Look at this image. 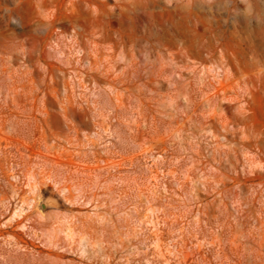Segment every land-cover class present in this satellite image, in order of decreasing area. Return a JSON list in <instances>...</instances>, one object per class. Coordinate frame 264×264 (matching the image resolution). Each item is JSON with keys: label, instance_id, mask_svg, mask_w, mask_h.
Listing matches in <instances>:
<instances>
[{"label": "rangeland", "instance_id": "1", "mask_svg": "<svg viewBox=\"0 0 264 264\" xmlns=\"http://www.w3.org/2000/svg\"><path fill=\"white\" fill-rule=\"evenodd\" d=\"M0 264H264V0H0Z\"/></svg>", "mask_w": 264, "mask_h": 264}]
</instances>
